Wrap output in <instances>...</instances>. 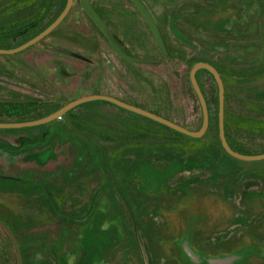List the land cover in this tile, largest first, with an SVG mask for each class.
I'll use <instances>...</instances> for the list:
<instances>
[{"label": "rangeland", "instance_id": "374dc122", "mask_svg": "<svg viewBox=\"0 0 264 264\" xmlns=\"http://www.w3.org/2000/svg\"><path fill=\"white\" fill-rule=\"evenodd\" d=\"M142 1L164 31L169 15L189 11L194 2ZM206 1L217 7L206 9L207 25H238L240 35L207 36L184 20L179 28L195 39L228 43L227 54L209 51L227 83L229 141L245 155H262L264 72L257 74L252 64L264 63V6L259 0ZM28 2L0 0V48L28 39L3 18ZM91 3L125 52L155 63L119 58L76 0L46 40L18 54H0V124L39 121L73 101L101 95L197 131L203 113L191 82L189 48L174 41L173 55L162 54L128 0ZM53 17L50 11L44 24L35 21L32 34ZM196 46L203 49L200 42ZM234 55L245 58L248 71L227 64ZM199 81L215 118V80L200 73ZM253 86H259L257 96ZM202 138L182 137L103 101L44 125L0 129V219L21 254L0 226V264H187L183 259L191 250L216 258L252 245L264 249V159L233 160L216 134Z\"/></svg>", "mask_w": 264, "mask_h": 264}, {"label": "flooded vegetation", "instance_id": "af4514ba", "mask_svg": "<svg viewBox=\"0 0 264 264\" xmlns=\"http://www.w3.org/2000/svg\"><path fill=\"white\" fill-rule=\"evenodd\" d=\"M128 1L132 4V6H134L137 9L140 16L146 20L147 27L149 28L150 34H151L154 42L156 43L157 48L162 52V54L169 56V57L173 55L172 44L174 43V41H177V42H179L180 45L185 46L186 48H189V51L191 53V58L188 61L190 64V67H191V62L193 60L198 59L197 55H202L204 58H201V59H205L206 62H198V63H195V65L199 64V63H207V64L214 66L218 70V72L220 73L221 70L219 69V67H217L216 64L211 60L212 57L210 56L209 48H211V50H213V51L222 52V53H226V54L229 52L230 49H229L228 43L225 41H217V42H211V41H207V40L203 41L201 38H199L197 36L196 37L198 40L195 39L194 36H191L189 31L184 32L183 30H180L179 25H178L179 21L184 20V21L188 22L189 24L196 27L200 32H202L203 34H205L207 36L208 35H214V36L221 35V36H227L228 37V36L232 35L233 37H236V36L240 35V31L237 28L238 25H232L231 26V25L227 24V25H224V27L207 25V23L205 22L206 18L204 17L205 14H208V13H205L206 9H215L217 7H214V6L212 7L210 5V3L206 0H198V1L194 0V2H191V4L187 5L189 8V11H182L181 10V12H179L177 14L172 13L171 15H169V21H168V27L169 28H168V30L164 31L163 30L164 28L162 29V28H159L157 26L158 30L160 32V36L162 38V42H163V48H162L160 46V44L158 43L156 37L153 34V31H152V29L149 25V22H148L145 14H144V11H141L139 6L133 0H128ZM138 1L140 2L143 9L146 10L147 13L150 15V17L154 20L152 14H151L150 10L147 8V5L145 4V2H143L142 0H138ZM214 1L217 5V3H218L217 0H214ZM75 2H76V0H74L73 8L69 13L70 15L73 12ZM84 2H85V0H82L83 7L87 11V9L85 8ZM259 2L261 3L262 6H264V0H259ZM250 4H252V3L250 2ZM90 5H91L92 10L96 13V11L94 10V8L92 6L91 0H90ZM233 7L234 8H229V10H232V9L235 10L236 9L235 6H233ZM100 8H102V7H100ZM70 15H68L63 22H65ZM97 16L100 18V16L98 14H97ZM190 16H192L193 19L195 18V20H193V19H191V21L187 20ZM91 18L94 20V18L92 16H91ZM254 18H255V16H254ZM261 18L262 19H260V21H264V14H262ZM73 22H75L74 25H77V20L75 18H74ZM95 23L98 25V23L96 21H95ZM104 24L106 25V23H104ZM98 27L104 33L109 44H111L113 50L115 51L110 39L108 38V36L104 32V30L99 25H98ZM253 28H257V27H253ZM109 30H110V28H109ZM258 31H259V29L257 28V32ZM110 32L113 35L115 42L117 43L121 52L125 55V57H122L115 51L116 54L119 56V58H122V59L127 60V61H131V62H136L138 64L139 63L140 64H145V63H153L154 64L155 63L153 57L151 59L147 60V59H143L144 57L143 58L139 57V55H136V54L130 55L129 53L125 52L124 50L128 51V48L125 49L124 48L125 45L122 44L121 40L116 36V34H113V32L111 30H110ZM253 32H254V29H253ZM76 35H78V34H76ZM217 38L220 39L221 37H217ZM198 42H200V47H202L204 50L200 49L201 51H198L199 48L196 46V44H198ZM226 58L228 60L227 64L230 65V63H231L232 65H234L238 69V73H244L245 71H248V67L250 65H248L246 63L244 57L234 55V56H227ZM253 63H254V64H252V70L253 71H255L257 74H259V72H261V71L264 72V63L259 62L257 64V63H255V60ZM58 65H61L62 67L64 66L61 62H59ZM195 65H193V67ZM62 67H61V69H62L61 73L66 74L65 68L64 67L62 68ZM193 67H191V69ZM234 71H236V70L234 69ZM256 77H257V75H256ZM263 78H264V76L262 75V76H260L259 80H261ZM223 81L225 82L224 85H225V90H226L227 83L225 80H223ZM259 86H253V88L255 89V91H254L255 96H257L259 93V91L257 90ZM255 100L257 101L258 99L255 98ZM261 100H264V98H262ZM180 237H182V235H180ZM188 252H189V257H184V259H183L184 263H187V264H241L240 262H242L243 260L246 264H252V263L253 264H264V249L263 248H257L254 245L249 246V248L244 250V251L237 250V251H233L230 254L229 253H227V254L221 253L216 258H214V257L212 258V256H210V254H208V253L204 254L203 255L204 257H202L201 255L198 254L197 250H191Z\"/></svg>", "mask_w": 264, "mask_h": 264}, {"label": "water", "instance_id": "95a60500", "mask_svg": "<svg viewBox=\"0 0 264 264\" xmlns=\"http://www.w3.org/2000/svg\"><path fill=\"white\" fill-rule=\"evenodd\" d=\"M141 9V11H144V14L149 22V25L153 31L154 36L156 37L158 43L160 46L163 48V42L162 38L160 36V32L158 30V27L155 23V21L150 17V15L147 13L146 10L143 9L141 6L140 2L138 0H133ZM74 5V0H67V4L62 11V13L59 15V17L50 25L48 26L45 30H43L40 34L35 36L34 38L30 39L29 41L25 42L24 44L12 48V49H2L0 48V54H7V55H13V54H18L20 52H23L24 50L38 44L42 40H44L46 37L51 35L66 19V17L69 15L70 11L72 10ZM85 8L87 11L90 13V15L94 18V20L98 23V25L104 30L108 38L110 39L115 51L122 57H125V55L121 52L120 48L118 47L117 43L115 42V39L113 35L111 34L109 28L104 24V22L97 16V14L92 10L91 5H90V0H85L84 2ZM201 70H206L208 71L214 78L217 87H218V97H219V108H218V135L220 138V142L224 148V150L232 157L243 160V161H254V160H262L264 159V154L262 155H245L242 153H239L235 151L229 144L227 136H226V128H225V113H226V90H225V85L224 81L222 79V76L218 72V70L207 63H199L196 64L191 71V82L193 85V89L197 95V98L199 100L202 113H203V123L201 128L198 131H192L187 128H184L183 126L172 122L162 116H159L158 114L152 113L148 110L142 109L140 107L134 106L132 104H129L127 102L121 101L117 98L113 97H107V96H101V95H96V96H90V97H85L76 101H73L63 107L61 110L57 111L56 113L52 114L51 116H48L42 120L35 121V122H25V123H19V124H0V129H25V128H31V127H36L40 125L47 124L49 122H52L56 119L61 118L63 115L68 113L69 111L83 105L86 103L94 102V101H103L107 102L110 104H113L121 109H124L126 111H129L131 113L137 114L139 116L145 117L149 120H152L158 124H161L169 129L174 130L175 132L182 134L184 136H187L189 138H194V139H200L204 137L210 127V111H209V106L206 100V97L200 87V84L198 82L197 74ZM0 226L10 235L12 238L14 245L16 249L19 251V256L21 257L20 254V248L18 245V242L14 236V234L9 230V228L4 224V222L0 219Z\"/></svg>", "mask_w": 264, "mask_h": 264}, {"label": "trees", "instance_id": "16d2710c", "mask_svg": "<svg viewBox=\"0 0 264 264\" xmlns=\"http://www.w3.org/2000/svg\"><path fill=\"white\" fill-rule=\"evenodd\" d=\"M58 2V6H55V3ZM67 4V0H30V2L28 3H24L22 4L20 7H18L16 10H13L11 12H8L3 18L4 19H10V21H12V25H15V26H11V27H18L17 30H19L20 32H23L25 33V35H28V39L25 41H29L30 39L34 38L35 36H37L38 34H40L43 30H45L48 26H50L58 17L59 15L62 13V11L64 10L65 6ZM50 11H52V14L54 15L52 21L49 23V24H46V25H43V27L40 28V30L36 33V34H32V31L30 30V27L34 26V25H37V23L35 21H40L42 24H44V17L47 16V13H49ZM57 11V13H55ZM70 15V14H69ZM39 22V24H40ZM17 24H20V26H16ZM63 24V23H62ZM62 24L51 34L53 35L61 26ZM10 25V24H9ZM50 36V35H49ZM48 36V37H49ZM48 37H46L44 40H46ZM44 40H42L41 42H43ZM24 42V43H25ZM39 42V43H41ZM23 43V44H24ZM18 47V46H17ZM16 48V47H14ZM198 62H206L205 59H196V60H193L191 62V67H193V65H195V63H198ZM59 63V62H58ZM200 73H207V74H210L208 71H205V70H202V71H199L198 74H197V78H198V82L200 84V81H199V74ZM211 75V74H210ZM212 76V75H211ZM213 77V76H212ZM214 79V78H213ZM216 83V82H215ZM217 85V84H216ZM201 87V85H200ZM218 88V87H217ZM227 88V87H226ZM205 97H206V100H207V103H208V106H209V111H210V127L206 133V136L208 135H213V134H216L217 138L219 139L220 141V138H219V135H218V109H217V116L215 118H213L212 116V109H211V101L210 99L208 98V96L206 95L204 89L201 87ZM228 89V88H227ZM228 92H226V104H225V108H226V113H225V128H226V136H227V139H228V142L230 144V146L237 152H239L238 149H236L235 147H233L229 141V135H228V127H227V119H229V116H228V109H227V105H228ZM216 104H217V107L219 108V97H217V100H216ZM105 104H109V105H112V106H115L113 104H110V103H107L105 102ZM133 105V104H132ZM82 106V105H81ZM79 106V107H81ZM134 106H137V107H140L138 105H134ZM77 107V108H79ZM117 107V106H115ZM119 108V107H117ZM142 108V107H140ZM121 109V108H120ZM144 109V108H142ZM124 110V109H122ZM146 110V109H145ZM126 111V110H124ZM71 112V111H70ZM126 112H129V111H126ZM152 113H155L154 111H150ZM131 113V112H129ZM68 114V113H67ZM133 115H136V116H139L137 114H134V113H131ZM156 114V113H155ZM66 115V114H65ZM64 115V116H65ZM159 115V114H158ZM170 121H172L171 119L167 118L166 116L164 115H160ZM142 117V116H140ZM173 122V121H172ZM156 123V122H155ZM158 124V123H157ZM178 124V123H177ZM161 125V124H160ZM163 126V125H161ZM182 126V125H181ZM202 126V125H201ZM201 126H199V129L201 128ZM165 127V126H164ZM184 127V126H183ZM167 128V127H166ZM186 128V127H184ZM169 129V128H168ZM197 129V131L199 130ZM169 130H172V129H169ZM190 130V129H189ZM174 131V130H172ZM175 132V131H174ZM177 133V132H175ZM179 134V133H177ZM181 135L182 137H187V136H184L182 134H179ZM203 137V138H204ZM189 138V137H187ZM202 138V139H203ZM112 139V137H111ZM201 139V138H200ZM221 149H222V152H224L226 154V156L232 158L233 160H237L235 159L234 157L230 156L226 151H224V149L222 148L221 146ZM241 153V152H239ZM243 154V153H242Z\"/></svg>", "mask_w": 264, "mask_h": 264}]
</instances>
